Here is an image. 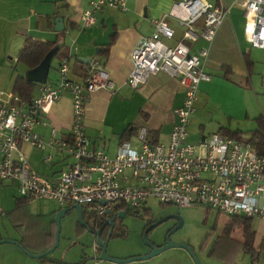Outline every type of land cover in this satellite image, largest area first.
Listing matches in <instances>:
<instances>
[{
  "label": "built area",
  "instance_id": "1",
  "mask_svg": "<svg viewBox=\"0 0 264 264\" xmlns=\"http://www.w3.org/2000/svg\"><path fill=\"white\" fill-rule=\"evenodd\" d=\"M243 11L244 36L255 48L264 49V0H232ZM230 5L223 0H178L161 18L151 19L153 31L131 51L132 69L126 84L135 89L149 76L164 72L178 80L184 91L177 121L166 144L153 142L138 132L139 147L123 142L115 156L91 147L84 132L85 103L98 89L112 90L114 83L103 65L94 61L81 81L70 78V65L63 60L56 81L40 84V95L23 99L13 91L0 90V181L16 185L27 200L50 199L59 205L79 204L97 218L108 211L135 213L148 198L180 208L202 205L216 212L258 218L264 234V155L250 143L220 133L201 139L197 148L186 141L194 112L198 86L209 81L202 66L207 50L192 53L187 42L212 41ZM105 7L126 10V0H90L81 10V27L95 24V12ZM184 27L182 39L169 44L175 31L169 21ZM66 92L72 103V123L67 138L51 135L44 140L35 132L45 124L44 115ZM52 148L73 158L56 177L47 178L29 164V149ZM53 155H44L49 163ZM93 252H99L96 243Z\"/></svg>",
  "mask_w": 264,
  "mask_h": 264
},
{
  "label": "crops",
  "instance_id": "2",
  "mask_svg": "<svg viewBox=\"0 0 264 264\" xmlns=\"http://www.w3.org/2000/svg\"><path fill=\"white\" fill-rule=\"evenodd\" d=\"M89 1L0 0V90L13 91L15 78L18 75L24 76L28 70L17 60L27 39L55 41V45H63V53L52 59L48 81H56L59 64L66 60L70 65L72 80L81 81L89 71V64L96 61L105 67L114 83L110 91L98 89L92 92L85 103L84 132L91 147L104 151L110 157L116 155L123 142H128L131 148L138 149L140 143L137 135L141 129L149 134L153 142L166 144L177 121L175 109L181 106L184 98V91L178 80L159 72L132 89L126 84V79L132 69V49L141 37L150 35L153 31L151 19L161 18L172 3L178 0H126V10L111 7L100 9L94 14L95 24L84 28L81 27L79 15L82 9L88 7ZM206 1L219 4V0ZM231 1L223 0L226 5H230ZM58 17L62 18V25L56 23ZM244 23L243 11L235 5H230L228 14L219 24L212 41L199 38L194 42H187L192 53L202 47L207 50L206 57L202 59V66L210 75L209 81L199 83L194 112L190 116L186 141L195 148L202 138L211 133L222 134L221 129L250 131L255 127L257 116L264 118V97H257L253 86L250 90L241 84V81H254L255 68L250 51L241 44L240 27L244 42L250 45L244 36ZM169 24L175 35L167 42L173 44L182 39L184 27L175 20H170ZM246 55L249 66L244 60ZM87 57H91L88 63L79 60ZM20 66L23 70L19 69ZM52 68L53 74L50 77ZM40 92V83H34L30 99L38 97ZM262 95L264 96V92ZM43 121L45 124L35 126V132L44 140L50 137L52 129L56 130L57 136L68 137L72 123V103L68 93L64 92L51 105ZM252 123L253 128H248L252 127ZM47 153L53 155L49 163L44 161V155ZM28 161L39 174L54 178L73 161V158L66 154H57L50 147L44 150L33 147L29 149ZM5 182L16 187L9 181H0V184ZM17 198L24 201L20 203L24 208L11 214L16 208ZM36 200L50 199L27 200L18 193L14 207L5 212L13 227L21 233V238L17 241L25 239L29 247V250H26L31 253L44 251L53 231L55 213L69 206H61L50 200L58 204L57 210L49 213H30L28 206ZM77 223L76 221L75 236L82 237L87 232L83 228L84 232L77 235ZM93 241L95 243L94 238ZM254 247L257 248L255 243ZM0 250V264H75L73 261L50 257L48 254L43 258L31 257L14 244ZM133 254L137 253L130 252L125 256Z\"/></svg>",
  "mask_w": 264,
  "mask_h": 264
},
{
  "label": "rangeland",
  "instance_id": "3",
  "mask_svg": "<svg viewBox=\"0 0 264 264\" xmlns=\"http://www.w3.org/2000/svg\"><path fill=\"white\" fill-rule=\"evenodd\" d=\"M240 39L244 48L250 51V57L255 61V68L253 72L254 81L251 83L241 81V84L257 93V97L264 92V49L252 47L244 42L242 36V27H240ZM257 62V63H256ZM20 70L23 67L20 66ZM53 68L49 72L51 77ZM264 103V102H263ZM253 128L254 124H251ZM250 125V126H251ZM247 129V130H250ZM248 134V133H247ZM18 195L17 188L8 182L0 184V240L21 238V233L8 220L6 213L14 207V201ZM58 204L50 200H36L30 202L28 210L30 213H49L57 210ZM179 215L182 218V225L172 234L174 240L181 243L186 241L193 248V253L198 259L199 264H222L220 260L209 257L208 251L212 241L221 232L223 226L228 220L225 214L218 213L213 209H207L202 205H192L189 207L180 208L174 204H161L157 200L149 198L137 213L126 212L122 217V225L125 234L112 240L109 243L107 253L119 258H126L125 255L130 252L144 254L149 249L144 244L142 234L144 232V224L148 219L158 221L170 215ZM83 218L88 224H93L97 217L93 213L83 211ZM99 218H102L101 216ZM77 221L76 211L71 210L67 212L60 219V232L57 247L48 254L50 257H57L65 261L81 262L85 264H183L193 262L190 255L182 248L171 247L162 253L151 257L144 261H133L129 263H117L99 258V252H93V236L85 233L82 237H76L74 228ZM176 224L174 218H168L163 223L155 228L156 241L160 242L163 237V231ZM252 230L256 233L255 245L257 249L256 257L251 253L242 252L237 258L235 264H264V234L262 233V223L258 218H253L251 222ZM236 239H241L240 230L232 233ZM11 243L0 244L2 247H9ZM1 251V250H0ZM125 256V257H124Z\"/></svg>",
  "mask_w": 264,
  "mask_h": 264
},
{
  "label": "trees",
  "instance_id": "4",
  "mask_svg": "<svg viewBox=\"0 0 264 264\" xmlns=\"http://www.w3.org/2000/svg\"><path fill=\"white\" fill-rule=\"evenodd\" d=\"M55 44H57L55 41H34L27 39L20 50L17 60L27 69L34 68ZM61 53H63V45L58 46V51L55 56ZM244 60L246 65L249 66L250 62L247 55L244 57ZM33 86V82H29L24 76L18 75L14 81L13 92L23 99H30ZM221 133L225 136L250 143L261 155H264V118L261 115L255 118V127L250 131L221 129ZM22 202L24 203L20 198L16 199V208L11 211V214H14L17 210H23L24 205L20 204ZM227 217L228 220L221 232L212 241L208 256L220 260L222 264H235L238 256L242 252L251 253L253 257H256L257 249L254 247L256 233L251 227L252 220L241 216ZM53 223V231L48 238V245L44 247V250L54 243L55 222ZM236 230H240L241 239H236L232 236V233ZM83 232V227L77 223L76 234L80 235ZM124 234L125 230L121 228L115 236H122ZM24 240H21L20 243L25 249L29 250L27 242ZM75 264H84V261Z\"/></svg>",
  "mask_w": 264,
  "mask_h": 264
},
{
  "label": "water",
  "instance_id": "5",
  "mask_svg": "<svg viewBox=\"0 0 264 264\" xmlns=\"http://www.w3.org/2000/svg\"><path fill=\"white\" fill-rule=\"evenodd\" d=\"M56 23H59L60 25H62V18L58 17ZM57 51H58V45H55L53 48H51L47 52V54L44 56V58L41 60V62L36 67L26 70V72L24 74V77L26 78V80L29 82L40 83V84L45 83L47 81V75H48V71L50 68L51 61L54 58V56L56 55ZM79 60L82 61L83 63H88L91 61V57L79 58ZM71 210L76 211L78 224L81 225L87 233H89L93 236L96 245L99 247V258L101 260L117 262V263H128V262H132V261L147 260L153 256H156V255L162 253L163 251L167 250L168 248H171V247H178L179 248L180 247V248H183L185 251H187V253L190 255V257L193 259L194 264H199L198 259L195 257L192 249L188 245H186L185 243L170 241L168 238L169 235L165 236L164 244L161 246L152 245V244L148 243L146 241V239L144 238V244L150 248V251L146 254L130 256V257H126V258H119V257L109 255V254H107V245H108L109 235L104 240L101 238V236L99 234L100 229H96L94 226H91L90 224H88L84 220L83 211H82V208L79 204H73V205H70L68 207L61 208L55 213L54 220H55L56 230H55L54 243L51 247L44 250L43 252L31 253V252L27 251L19 241L14 240V239H1L0 244L11 243V244L16 245L22 252H24L25 254H27L31 257L43 258L47 254L52 252L57 247L58 240H59V232H60V219L67 212H69ZM111 213H112V211H108V212H106L105 215H110ZM124 215H125V213L121 212L120 214H118L117 217L120 218V217H123ZM167 218H174L178 221L177 225L174 227V229L171 230V232L178 229L183 223L182 218L179 215L174 214V215H170L166 218H163L161 220H158L153 225L148 227L144 232L149 231V229H151L154 226H156L157 224L163 222ZM104 224L112 225V220L109 219V217H107L104 220Z\"/></svg>",
  "mask_w": 264,
  "mask_h": 264
},
{
  "label": "flooded vegetation",
  "instance_id": "6",
  "mask_svg": "<svg viewBox=\"0 0 264 264\" xmlns=\"http://www.w3.org/2000/svg\"><path fill=\"white\" fill-rule=\"evenodd\" d=\"M121 212L125 213V211H112V213L110 215H105L104 217L102 218H97L93 224H90L91 226H94L96 229H100V236L101 238L104 240L106 239V237L109 235V240H108V245H107V249H108V246H109V243L114 240L116 237V233L118 232L119 229L123 228V225H122V217H117L118 214H120ZM114 218H113V217ZM125 216V215H124ZM109 217V219L112 220V225H108V224H104V220ZM168 219V218H167ZM166 219V220H167ZM161 220V219H160ZM176 220V219H175ZM165 221V220H164ZM163 221V222H164ZM155 222L157 221H154L153 219H148L147 220V223L145 224L144 226V231L150 227L151 225H153ZM161 222V223H163ZM161 223L157 224L156 226H154L153 228L149 229V231L147 232H143L142 234V238H143V241H144V238L146 239V241L152 245H155V246H161L164 244V241H165V236L166 235H169L168 238L170 241H173V242H180L178 240H174L172 238V234L173 232H175V230L173 232H171L172 229H174V227L177 225L178 221L176 220V224H174L173 227H169L167 229H165L163 231V237H162V240L160 242H157L156 241V236L155 235V228L160 225ZM181 243V242H180ZM182 243H185L186 245H188L192 251H193V248L189 245V243H187L186 241L182 242ZM212 244V243H211ZM211 246V245H210ZM150 251V248L147 249V252L148 253ZM144 253V254H146ZM136 255H142V254H133V255H130V256H136ZM129 256V257H130Z\"/></svg>",
  "mask_w": 264,
  "mask_h": 264
}]
</instances>
